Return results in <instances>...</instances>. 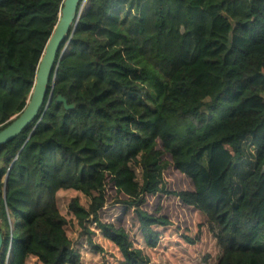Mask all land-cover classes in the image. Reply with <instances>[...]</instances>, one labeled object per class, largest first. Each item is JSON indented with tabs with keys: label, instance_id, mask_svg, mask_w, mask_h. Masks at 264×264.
Instances as JSON below:
<instances>
[{
	"label": "trees",
	"instance_id": "trees-1",
	"mask_svg": "<svg viewBox=\"0 0 264 264\" xmlns=\"http://www.w3.org/2000/svg\"><path fill=\"white\" fill-rule=\"evenodd\" d=\"M63 3L0 0V132ZM56 66L0 148V264H264V0H86Z\"/></svg>",
	"mask_w": 264,
	"mask_h": 264
},
{
	"label": "water",
	"instance_id": "water-1",
	"mask_svg": "<svg viewBox=\"0 0 264 264\" xmlns=\"http://www.w3.org/2000/svg\"><path fill=\"white\" fill-rule=\"evenodd\" d=\"M86 0H64L60 19L51 35L44 54L40 60L36 74L34 88L26 108L16 116L12 122L0 132V148L15 140L37 119L43 109L47 97V90L51 74L57 70V55L61 44L69 36L71 30L75 31L84 3ZM52 95L48 100L51 102ZM57 102L64 104L67 110L74 106H68L67 102L59 97ZM3 250V238L0 229V256Z\"/></svg>",
	"mask_w": 264,
	"mask_h": 264
},
{
	"label": "rangeland",
	"instance_id": "rangeland-1",
	"mask_svg": "<svg viewBox=\"0 0 264 264\" xmlns=\"http://www.w3.org/2000/svg\"><path fill=\"white\" fill-rule=\"evenodd\" d=\"M84 7V6H83ZM83 10V9H82ZM252 170V161L248 158H246L238 167V171L236 172V178H235V200L237 201L238 196H239V189L238 186L240 184V180L244 177L245 174L250 172ZM108 214L111 215V211L109 210ZM114 216L117 215L116 212L112 213ZM104 217V216H103ZM111 217V218H110ZM109 218L113 220L112 216ZM109 218H105L106 220H109ZM264 243V239L262 241Z\"/></svg>",
	"mask_w": 264,
	"mask_h": 264
}]
</instances>
